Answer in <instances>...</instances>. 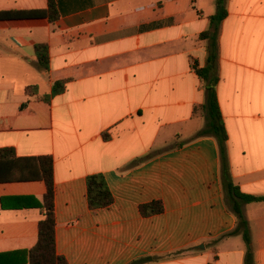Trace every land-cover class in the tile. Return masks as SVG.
Listing matches in <instances>:
<instances>
[{
	"label": "crops",
	"instance_id": "1",
	"mask_svg": "<svg viewBox=\"0 0 264 264\" xmlns=\"http://www.w3.org/2000/svg\"><path fill=\"white\" fill-rule=\"evenodd\" d=\"M47 0H0V11ZM59 17L0 21V149L53 161L55 252L67 264H244L220 181V154L194 108L205 100L216 0H57ZM216 27L217 99L226 157L240 192L264 197V0H224ZM48 48L49 68L34 46ZM64 81L63 92L51 96ZM33 87L34 90H29ZM49 96L48 102L40 98ZM107 133L108 138L102 137ZM101 174L113 202L91 210L86 179ZM44 181L0 183V254L37 241ZM160 201L144 217L139 206ZM253 264H264V201L242 205ZM4 260V261H3ZM7 259L0 260L4 264Z\"/></svg>",
	"mask_w": 264,
	"mask_h": 264
},
{
	"label": "trees",
	"instance_id": "2",
	"mask_svg": "<svg viewBox=\"0 0 264 264\" xmlns=\"http://www.w3.org/2000/svg\"><path fill=\"white\" fill-rule=\"evenodd\" d=\"M226 16L224 0H216V14L209 17L210 28L200 35L201 38L209 39L208 56L206 66L197 68L195 64L192 69L199 77L205 93L204 103L194 108V114H203L206 123L196 137H213L218 145L220 154V181L227 197V204L236 217V227L226 236L240 235L245 244L244 264H253V249L251 245L250 228L242 211V205L252 202L264 201V197H255L240 192L234 185L226 157V142L228 139L222 115L217 99L216 86L217 76V47L216 27ZM59 17L57 0H47L46 9L43 10H9L0 11V21L47 19L54 24ZM37 65L47 71L49 68L48 48L45 44L34 46ZM64 81H57L52 86L51 96L63 92ZM29 90H34L33 87ZM42 101L48 102L49 96L41 97ZM104 139L108 138L103 133ZM42 180L46 186V192L42 203L36 200L21 197L25 202L23 206L37 208L42 216L38 222V234L36 244L28 251H14L0 254V260L7 259L4 264H67L66 260L55 252V220H54V183H53V161L49 156L39 158L15 157L12 148L0 149V183L23 182ZM86 196L88 206L91 210L102 209L110 206L113 202L112 194L101 174L89 175L86 179ZM142 216L148 217L163 212L160 201H154L139 206ZM166 257L147 256L133 260L129 264H148ZM4 261V260H3ZM2 264V262L0 263Z\"/></svg>",
	"mask_w": 264,
	"mask_h": 264
}]
</instances>
